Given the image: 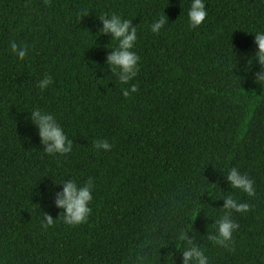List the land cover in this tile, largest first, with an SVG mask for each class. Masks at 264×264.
Returning <instances> with one entry per match:
<instances>
[{
    "label": "trees",
    "instance_id": "trees-1",
    "mask_svg": "<svg viewBox=\"0 0 264 264\" xmlns=\"http://www.w3.org/2000/svg\"><path fill=\"white\" fill-rule=\"evenodd\" d=\"M205 2L208 16L193 29L190 0H0V264H134L137 254L181 264L185 229L211 264H264V85L249 60L264 0ZM104 14L137 26L139 71L129 84L105 64L116 42L98 33ZM164 14L169 24L153 33ZM13 40L29 46L23 61ZM45 75L53 84L41 91ZM133 83L139 91L124 97ZM34 108L56 117L71 153H44L26 119ZM97 139L114 147L97 151ZM231 167L255 181V197L230 188ZM89 177L88 222L67 225L55 183ZM233 193L251 210L232 213L240 227L224 248L206 233ZM44 213L56 223L44 227Z\"/></svg>",
    "mask_w": 264,
    "mask_h": 264
},
{
    "label": "clouds",
    "instance_id": "clouds-1",
    "mask_svg": "<svg viewBox=\"0 0 264 264\" xmlns=\"http://www.w3.org/2000/svg\"><path fill=\"white\" fill-rule=\"evenodd\" d=\"M81 16H88L86 11L81 13ZM189 27L195 29L205 22L208 16L205 0H190L188 7ZM102 24L100 35H109L111 41H115V47L111 49L105 59V64L110 71L117 74L121 84H129L139 71V55L133 50L137 42V26H133L132 20L123 18L119 14H104L98 16ZM169 18L166 14L161 15L154 20L150 29L153 33L159 34L165 28ZM254 43L256 50L251 57L252 63L255 61L259 70L252 72L254 81L257 84L264 85V30L255 31ZM11 54L20 61H23L29 54V46L25 43H17L15 40L10 42ZM248 60V65H249ZM252 65V64H251ZM251 65L249 66L251 71ZM53 84V77L45 75L37 81V87L43 91ZM139 87L137 84H130L128 88L123 90V95L130 98L132 94L137 93ZM26 118L30 120L38 130L40 142L44 146L43 151L48 155H66L73 150V141L69 139L64 128L56 117L41 108H34L28 112ZM93 147L97 151H110L113 143H109L107 139L93 140ZM226 180L232 190H239L246 193L248 197L256 196L255 181L247 174L239 170L238 167H231L227 170ZM58 186H62L61 191L53 193L55 199L54 204L61 210L62 220L70 226H79L88 222V218L92 213L90 207L93 201V193L95 190V181L89 177L83 184H78L72 178L64 179ZM223 200V215L216 219L213 223V230L206 233L207 239L215 245L230 248L234 236L240 225L232 218V213L246 214L251 210V205L248 202H242L235 194L227 195ZM211 206V205H210ZM212 207V206H211ZM214 208V207H213ZM56 223L51 215L44 213L42 224L44 227L52 226ZM191 231L188 229L182 230L179 239L183 242L182 248L176 247L181 255V264H211L209 256L206 254L205 247L199 244L194 236H190ZM167 256L174 261V252H169ZM147 257L137 254L134 264H146ZM167 264V260L164 257ZM161 264V256H160Z\"/></svg>",
    "mask_w": 264,
    "mask_h": 264
}]
</instances>
